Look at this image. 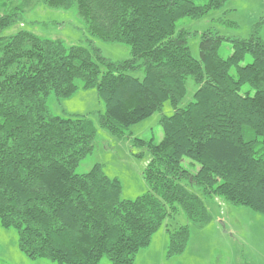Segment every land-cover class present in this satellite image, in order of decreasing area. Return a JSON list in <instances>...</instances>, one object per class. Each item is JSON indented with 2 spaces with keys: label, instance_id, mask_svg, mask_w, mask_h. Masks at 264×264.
<instances>
[{
  "label": "trees",
  "instance_id": "obj_1",
  "mask_svg": "<svg viewBox=\"0 0 264 264\" xmlns=\"http://www.w3.org/2000/svg\"><path fill=\"white\" fill-rule=\"evenodd\" d=\"M38 1L76 7L92 35L128 44L131 57L113 61L92 44L68 47L27 30L0 36V221L17 230L24 253L59 264H97L103 257L133 264L163 223L182 211L190 224L167 227L168 255H181L190 225L201 229L213 221L188 183L264 215V39L257 30L241 38L209 29L197 59L191 32L177 28L181 18L201 17L228 0ZM16 9L0 13V31L17 20ZM226 40L233 52L223 57ZM248 54L252 61L241 65ZM139 69L143 78L132 74ZM188 77L197 89L182 106ZM79 79L84 88H97L106 103L98 122L120 138L165 102L174 109L161 118V141L134 138L151 154L143 172L149 190L136 199H123L120 181L99 163L77 172L95 149L97 125L86 115L52 114L47 97H70ZM246 85L254 92L242 91ZM184 158L199 164L196 173Z\"/></svg>",
  "mask_w": 264,
  "mask_h": 264
},
{
  "label": "rangeland",
  "instance_id": "obj_2",
  "mask_svg": "<svg viewBox=\"0 0 264 264\" xmlns=\"http://www.w3.org/2000/svg\"><path fill=\"white\" fill-rule=\"evenodd\" d=\"M3 2H7L4 6L7 9L2 7ZM15 7L18 12L17 20L0 31V36L27 30L42 38L62 40L68 47L82 45L90 48L92 44L113 61L131 57V47L128 44L105 41L92 35L76 7L53 8L38 0H0V13H9ZM177 28H185L191 32L188 43L192 55L197 59L200 57L201 35L209 29L226 37L241 38H248L257 30L264 39V0H228L221 7L211 9L201 17L181 18L177 22ZM232 52V42L224 41L219 48L220 55L228 57ZM251 61L252 56L248 54L241 65ZM232 73H236V69H232ZM132 74L140 78L144 76L143 69ZM186 83L187 93L182 106L193 100L197 89L193 78L188 77ZM77 85L76 92L68 98L59 99L54 92L47 97V106L52 114L61 117L86 115L97 125L95 149L81 160L77 172H88L99 163L110 178L120 181L123 199H136L145 194L149 186L143 172L150 162L151 154L146 147L133 145L134 138L161 141L164 137L161 118L173 113L171 103L165 102L161 110L131 125L125 130L126 136L120 138L101 127L98 122L99 114L106 110V103L99 96L97 88H84L81 79L77 80ZM247 89H251L249 85L244 86L242 91ZM253 92L251 89V93ZM191 162L189 158L182 161L192 175L199 169V164ZM213 175L219 177L217 173ZM187 186L203 198L213 221L201 229L190 225L191 237L184 253L169 256L167 227L190 224L182 211L169 217L153 234L149 246L138 252L133 264H264V215L247 206L232 205L219 195L205 196L201 188L193 183H188ZM0 264L59 263L28 256L18 245L17 230L2 226L0 221ZM97 264L113 263L108 257H103Z\"/></svg>",
  "mask_w": 264,
  "mask_h": 264
}]
</instances>
